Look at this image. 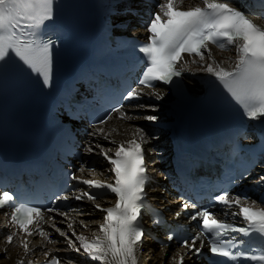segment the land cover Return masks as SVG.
I'll list each match as a JSON object with an SVG mask.
<instances>
[{
  "label": "snow or ice",
  "instance_id": "snow-or-ice-1",
  "mask_svg": "<svg viewBox=\"0 0 264 264\" xmlns=\"http://www.w3.org/2000/svg\"><path fill=\"white\" fill-rule=\"evenodd\" d=\"M184 3L185 0H162L157 4L158 10L152 12L145 26L148 34L146 42L138 48L143 54V70L138 77L137 87L128 86L118 101H128L127 107L132 110L156 111L154 105L139 103L141 98L149 95L156 100L162 99L156 90V83L171 84L174 78L188 70L189 62L196 64V58H199V69L223 86L249 120L264 118V27L261 26L264 24V14L246 12L233 4L232 0H200V3L187 9L182 7ZM261 3L264 4V0ZM124 9L130 15L135 13L132 0H124ZM53 19L54 0H0V67L19 61L32 73L42 77L45 86L49 85L52 42L41 40L39 32L46 22ZM257 20L261 24L256 23ZM210 45L221 51L229 50V46L234 47V65L226 68L222 62H217ZM185 54L192 58L191 61L185 59ZM181 62L182 66L178 67ZM229 63L232 64L231 61ZM145 89L149 91L146 93ZM114 115L123 121L143 119L156 122L158 119L155 115L129 114L125 111V105L118 103L93 125V131L89 133L92 140L85 145L84 152L102 157L110 165L106 171L113 174L111 182L109 178L87 179L78 175L86 171L97 174L95 168H85L81 163L68 179L86 187L73 186L70 192L55 194L50 200L52 206L18 204L9 192L0 193V209H5L0 213L5 217L3 226L10 229L4 234L5 247L0 249L3 253L0 259H11L8 246L21 236L17 246L24 255L15 264H38L34 259H26L29 255L37 256V250L30 247L27 238L38 236L44 242L40 247L46 264H64L65 259L68 264H75L70 257L53 255V249L45 250V245L61 242H66L67 247L55 249L56 252L73 251L82 254L86 261L140 264L145 241L152 239L151 232L140 223L142 211L146 208V188L150 182V162L146 152L153 151L146 149L145 145L157 138L137 126L132 139L121 142L111 139V133L117 129L106 131L103 125L112 120ZM261 123L264 124V121ZM97 137L115 147H105L96 140ZM249 175L246 169L237 179H247ZM255 186L264 188V175L255 177ZM109 192L114 194L115 204L105 207L99 201ZM72 200L91 202L95 210L104 213L98 227L102 235L94 233L89 238L76 232L74 225L77 222L85 229L90 222L72 218L70 205H65L69 211L62 210L60 202ZM260 204H264V201H260ZM217 205L221 206L220 211L225 215L241 217L245 226H236L218 218L211 210ZM256 205L257 202L252 201V206H249L247 196L241 198L227 191L212 197L205 207H198L191 202L182 203L174 213V218L187 214L188 223L197 222V232L183 238L175 230L166 233V240L169 243L177 242L179 249L183 250L168 256V264H185V257L191 259L206 254L210 256L209 264H264V206ZM189 209L192 211L189 212ZM46 213L54 215L46 216ZM56 216L64 219L58 222L54 218ZM65 220L68 221L66 229L57 226ZM152 223H163L159 213L155 214ZM44 224H48L63 241L44 230ZM238 236L248 239L239 240ZM169 243L161 242L163 255H167ZM204 249H207V253Z\"/></svg>",
  "mask_w": 264,
  "mask_h": 264
},
{
  "label": "bare ground",
  "instance_id": "bare-ground-1",
  "mask_svg": "<svg viewBox=\"0 0 264 264\" xmlns=\"http://www.w3.org/2000/svg\"><path fill=\"white\" fill-rule=\"evenodd\" d=\"M261 1V0H260ZM233 4L239 5L241 6V8H243L244 10H246V12H251L248 8V6L245 5L244 1L242 0H232ZM200 3V0H185V3L183 4V6L185 7H190V6H194L195 4ZM260 14V13H258ZM127 18V17H126ZM125 18V19H126ZM256 23L261 24V21L257 20ZM262 27H264V24H261ZM211 51H212V55L214 57V59L217 62H222L223 66L228 68L232 65H234V61L236 59V54H235V48L229 46V50H225V51H221L218 49H215L213 47H210ZM186 60L191 61V57H185ZM197 63L196 64H192L189 62L188 64V77H187V81L188 84L190 85V88L192 90L195 89H200L203 85H205L206 83H208L211 80V76H209L207 73L201 71L199 69V64L201 63L199 61V58H196ZM232 62V64H230L229 62ZM183 63V62H182ZM182 65V64H181ZM164 98V97H163ZM167 100H168V104L171 107H175L174 111L177 110H181V108H185L187 106L186 102H183V100L178 101V99L176 100L175 97L173 96H166ZM150 105V104H148ZM188 107V106H187ZM156 111H154V114L152 113H148L151 112V109H139L140 111H142V114L140 116L143 115H155L157 116V120H159L160 122L164 123V122H168L171 119L172 116V112L170 110H167V112H165V115H159L157 110L161 109L162 106L160 104H158L157 106H155ZM140 121H143V119H137V120H132V121H123V120H117V121H111L110 123H107L104 128L106 131H110L111 129L115 128L117 129L116 132H112L110 138L115 140V141H119L120 138H123L124 136H133V133L135 131V127L140 125ZM144 128V127H142ZM145 132L147 133V130L144 128ZM148 135L151 136L150 133H147ZM162 135L159 136L157 139L152 140L149 144H146L145 146L147 147V149H153L154 151V155H148V159L150 161V163H155V162H159L158 166L160 165L161 168L163 169V171H166V167H165V160H164V155L166 154V151L168 149V145L165 143L164 140H162V138H160ZM97 139V138H96ZM99 141V140H98ZM95 142V141H94ZM100 143L104 144L105 147H112L114 148L115 145H106V141H99ZM262 167H264V158H263V163H262ZM109 168L108 166H106L103 163L98 164V166L96 167L97 170V174L96 175H92L94 179H101L103 180L106 176L110 175V172H107L106 169ZM100 173H103V175H101ZM259 175H263V171L261 170L259 172ZM156 197V202L158 205H160V207L163 206V209L166 208H171V203H168V201H164L165 200V196L164 195H155ZM154 197V196H152ZM104 206L105 207H111L114 206L115 204V200L112 198H107L104 201ZM87 212L83 213L82 215H77V216H72V218H75L76 221H87L90 222L88 225V228H82L80 226V224L77 222L74 227L75 230L78 234H83L89 238L93 237V234L95 233L96 235H102L101 233L98 232V227L99 224L102 222V217L104 215V213H101L99 211H96L94 209H91L90 207L87 206ZM60 228H63V226L61 224L58 225ZM19 244V240L18 238H15L14 244L8 246V255L11 256L10 260H3L0 259V264H15V261L23 256V250L18 247L17 245ZM43 243H38L36 241H33L30 244V247L35 248L37 251V256H35L34 260H39L42 259L43 256V252L41 251V245ZM5 247V243H4V239L0 237V249H3ZM57 248H54L53 245H45V250L47 249H58V248H66L67 244L66 242H62L59 243L58 246H56ZM68 255L65 257H70L73 261L74 260H78L80 263L83 264H99V262H91V261H86L85 257L81 254H75V252L73 251H68L66 252ZM174 253V251L171 250H167V255H163L162 254V250L161 248H159V246L150 243L148 240L145 241V247H144V255L140 256V264H168V256H171ZM0 256H3V253L0 252ZM33 256L29 255L26 259H31ZM64 264H68V260L65 259L64 260Z\"/></svg>",
  "mask_w": 264,
  "mask_h": 264
},
{
  "label": "rangeland",
  "instance_id": "rangeland-1",
  "mask_svg": "<svg viewBox=\"0 0 264 264\" xmlns=\"http://www.w3.org/2000/svg\"><path fill=\"white\" fill-rule=\"evenodd\" d=\"M142 121H140V125H141V127L143 126L142 124H143V122L141 123ZM146 124V123H145ZM160 136V135H159ZM154 137H158V136H154ZM160 138H162V140H164L165 141V139H164V136H163V134H162V136L160 137ZM165 156V155H164Z\"/></svg>",
  "mask_w": 264,
  "mask_h": 264
}]
</instances>
